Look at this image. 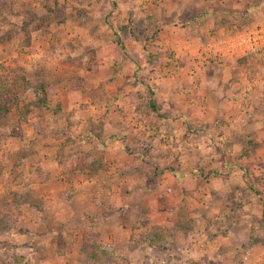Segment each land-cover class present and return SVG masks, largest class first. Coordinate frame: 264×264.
I'll return each mask as SVG.
<instances>
[{"label": "rangeland", "instance_id": "rangeland-1", "mask_svg": "<svg viewBox=\"0 0 264 264\" xmlns=\"http://www.w3.org/2000/svg\"><path fill=\"white\" fill-rule=\"evenodd\" d=\"M0 94V264H264V0H0Z\"/></svg>", "mask_w": 264, "mask_h": 264}, {"label": "trees", "instance_id": "trees-1", "mask_svg": "<svg viewBox=\"0 0 264 264\" xmlns=\"http://www.w3.org/2000/svg\"><path fill=\"white\" fill-rule=\"evenodd\" d=\"M153 95V94H152ZM14 100V97H6V96H3L2 94H0V106H1V110H3V107H6V106H8L12 101ZM11 101V102H10ZM11 104H16L15 102H12ZM151 105H152V107L153 108H156V102H155V100H154V97H152V99H151ZM21 198L22 199H25L26 200V198L27 197H25V198H23L22 196H21ZM29 198V197H28ZM27 201V200H26ZM34 203L32 204V206H34V207H36V208H39V207H37V201H33ZM40 206V205H39Z\"/></svg>", "mask_w": 264, "mask_h": 264}, {"label": "crops", "instance_id": "crops-1", "mask_svg": "<svg viewBox=\"0 0 264 264\" xmlns=\"http://www.w3.org/2000/svg\"><path fill=\"white\" fill-rule=\"evenodd\" d=\"M231 1H238V0H231ZM223 16V15H222ZM170 32H172V29L170 27H167L165 30H164V33L163 34H169ZM166 42V41H165ZM174 40H171L169 39V41H167V43L171 44L173 43Z\"/></svg>", "mask_w": 264, "mask_h": 264}]
</instances>
